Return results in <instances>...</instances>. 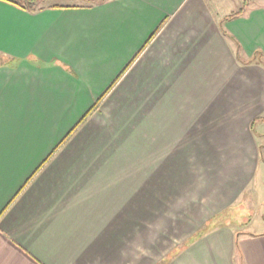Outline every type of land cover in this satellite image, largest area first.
Listing matches in <instances>:
<instances>
[{
    "label": "crops",
    "instance_id": "0c3cea01",
    "mask_svg": "<svg viewBox=\"0 0 264 264\" xmlns=\"http://www.w3.org/2000/svg\"><path fill=\"white\" fill-rule=\"evenodd\" d=\"M47 1H0V264H264L229 223L264 168V0Z\"/></svg>",
    "mask_w": 264,
    "mask_h": 264
},
{
    "label": "rangeland",
    "instance_id": "374dc122",
    "mask_svg": "<svg viewBox=\"0 0 264 264\" xmlns=\"http://www.w3.org/2000/svg\"><path fill=\"white\" fill-rule=\"evenodd\" d=\"M64 0H48L47 2L49 3H58V2H63ZM239 2L238 0H225V3L223 6L221 5V13L222 12H235L239 8ZM262 169L260 168L257 172L256 175V180L253 188V195H252V202L251 203H246V205H243L244 208L242 209V212H239V214H233L231 213L230 215V221L229 223L233 225L232 227L239 228L240 231L242 232H249V233H255V232H260L264 230V222L261 219L263 216V210L264 209V186L262 184V176L264 172H262ZM179 182V181H178ZM181 183V182H180ZM184 184H186V187H184ZM183 184V187H180L178 189V196H180L179 192L184 191L185 194L180 203H185V201H188V181ZM182 195V194H181ZM178 199V197H177ZM175 200V199H174ZM177 203V202H176ZM174 202V205L172 207L173 211H175V206L177 205ZM188 206V204H186ZM168 209H171V204L167 205ZM168 209H163L162 211H169ZM170 219L161 221L160 226H161V231L159 235V243L157 240L158 246L160 245L162 249H167L170 248L173 244L179 242L182 238H184L187 235V231H173V226L169 222ZM169 222V224H168ZM152 221H146V227L150 225ZM168 224L167 230H163V233L165 234V237L160 240V236L162 234V229L163 227ZM166 228V227H165ZM156 229V228H155ZM159 249V248H158Z\"/></svg>",
    "mask_w": 264,
    "mask_h": 264
},
{
    "label": "trees",
    "instance_id": "16d2710c",
    "mask_svg": "<svg viewBox=\"0 0 264 264\" xmlns=\"http://www.w3.org/2000/svg\"><path fill=\"white\" fill-rule=\"evenodd\" d=\"M0 1L16 5L17 7L21 8L23 10L35 11V10H38L39 6L41 4H43L44 2H46L47 0H0ZM84 1L87 3H90V4H100L106 0H84ZM243 11H244V7L240 8L237 12L226 16L225 18H223V21L238 18V17L243 15ZM224 34L226 35L225 32H224ZM229 38H231V37H229ZM236 47L238 50L239 48H238L237 44H236ZM238 57H239L238 52H236V58H238Z\"/></svg>",
    "mask_w": 264,
    "mask_h": 264
}]
</instances>
